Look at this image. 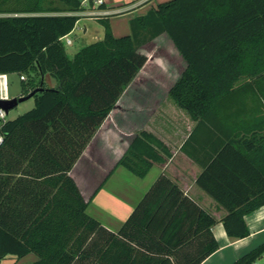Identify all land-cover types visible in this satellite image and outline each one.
<instances>
[{"label":"trees","instance_id":"16d2710c","mask_svg":"<svg viewBox=\"0 0 264 264\" xmlns=\"http://www.w3.org/2000/svg\"><path fill=\"white\" fill-rule=\"evenodd\" d=\"M100 8H104L100 5ZM81 0H0V74L24 76L35 107L2 121L0 260L35 264H201L219 250L217 218L161 175L118 232L88 213L70 172L145 66L141 49L167 35L187 63L170 97L197 122L181 152L200 168L196 185L224 212L230 238L250 235L245 217L264 206V0H169L115 37L73 58L63 38ZM49 75L57 86L49 88ZM171 149L138 133L117 166L144 178ZM264 243L232 264H256Z\"/></svg>","mask_w":264,"mask_h":264},{"label":"crops","instance_id":"0c3cea01","mask_svg":"<svg viewBox=\"0 0 264 264\" xmlns=\"http://www.w3.org/2000/svg\"><path fill=\"white\" fill-rule=\"evenodd\" d=\"M81 1L85 10L76 13L81 19L77 22L73 32L63 38L65 46L76 47L72 58L81 49L76 46V40L85 42L92 38L98 42L104 38V27L99 22V18L107 17L115 37H122L131 33L132 19L146 15L151 9L169 0H102V4H98V0ZM100 5L104 8H100ZM4 15L13 16V14ZM163 36H166L174 46L167 35L163 34L159 38ZM66 39H71V44H67ZM144 47L141 49L142 53ZM144 54L148 57L146 53ZM179 58L178 68L176 67L179 73L173 79L168 78L167 100L162 102L153 95L162 87L164 78L161 74L145 71L153 66L159 68L160 63L156 61V58L148 57L145 66L126 88L73 166L70 176L76 182L82 196L89 202L88 213L112 232L119 231L158 178L161 175L168 176L182 187L186 195L212 213L218 220L212 232L219 243V250L201 264H232L250 250L264 243V206L245 217L250 230L248 237L230 238L221 222L224 212L218 209L213 199L196 185L201 168L183 154L181 148L197 122L169 94L187 69V63L180 54ZM0 76L6 75L0 74ZM162 76H164L163 73ZM45 79H47L46 76ZM148 80H156L154 84L159 88L142 87L138 89V81L147 82ZM20 81L22 82L21 78ZM23 92V90L15 92L10 98L22 97ZM138 92H141L140 95L144 102L135 106L131 99H134L132 97ZM126 96L127 101L129 99L130 102L122 105L121 100ZM30 99H33V102L27 111L35 107L34 97ZM25 112H19L11 119ZM142 131L151 132L160 138L171 149L173 156L166 164L153 166L146 177L139 178L126 168L117 166V163L133 138ZM9 259L13 264H35L38 261V257L30 253L20 259L16 256H7L0 260V264ZM256 264H264V256Z\"/></svg>","mask_w":264,"mask_h":264},{"label":"rangeland","instance_id":"374dc122","mask_svg":"<svg viewBox=\"0 0 264 264\" xmlns=\"http://www.w3.org/2000/svg\"><path fill=\"white\" fill-rule=\"evenodd\" d=\"M3 16H6L3 14ZM79 33V32H78ZM96 42V39H88L85 42H79V40H76V46L83 48L84 46H87L89 44H92ZM76 47L73 46H66V50L68 53V56L72 58V53L74 52V49ZM143 53H146L148 57H154L156 58V61H159V68L154 67L153 68H147L145 71L152 72V74H161V77L164 79L162 80V87L154 93V97L161 99L162 102H165L167 100V90H168V78L171 77L172 79L179 73V69H177V65L179 63V54L172 45V43L169 41V39L166 36H163L159 38L156 42L149 43L146 45L143 49ZM177 67V68H176ZM162 73L164 76H162ZM46 86L51 88V87H56L57 86V81L51 78L49 75L46 76ZM171 79V80H172ZM50 80V82H49ZM156 80H148L146 81H138L137 87L138 89L142 87H148V88H156L155 83ZM23 83L20 81L19 75L18 74H9L6 76H0V98L1 100H9L12 99L10 98L15 94V92H20L23 90ZM159 88V87H158ZM141 92L136 93V95L131 99L132 103L136 105H140L141 102H144L142 100V96L140 95ZM149 98V97H148ZM33 102V99L24 101L18 105L15 109H12L9 114L7 115L6 119H11L13 115H16L19 112H25L27 111L31 104ZM130 101L128 99L127 101V96L123 97L121 100V104L125 105L128 104ZM137 106V107H138ZM2 124V121L0 120V126ZM125 171V170H124ZM3 264H13L11 259L3 262Z\"/></svg>","mask_w":264,"mask_h":264},{"label":"water","instance_id":"95a60500","mask_svg":"<svg viewBox=\"0 0 264 264\" xmlns=\"http://www.w3.org/2000/svg\"><path fill=\"white\" fill-rule=\"evenodd\" d=\"M42 91V89H37L30 94L22 97H17L9 100H0V109L4 110L7 114L17 107L20 103L32 98L35 94Z\"/></svg>","mask_w":264,"mask_h":264},{"label":"built area","instance_id":"2783aa9c","mask_svg":"<svg viewBox=\"0 0 264 264\" xmlns=\"http://www.w3.org/2000/svg\"><path fill=\"white\" fill-rule=\"evenodd\" d=\"M102 2H103L102 0H98V4H102ZM71 42H72L71 39H66V43L67 44H71ZM20 78H21V80H24L25 79L24 76H21ZM7 115L8 114L4 110L0 109V120L1 121H5ZM2 142H3V137L0 135V146H1Z\"/></svg>","mask_w":264,"mask_h":264}]
</instances>
